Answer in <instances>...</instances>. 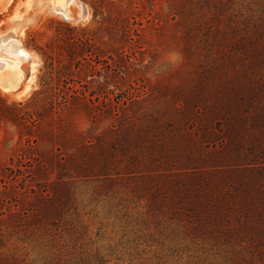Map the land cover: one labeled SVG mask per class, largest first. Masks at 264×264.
Wrapping results in <instances>:
<instances>
[{"label":"rangeland","instance_id":"374dc122","mask_svg":"<svg viewBox=\"0 0 264 264\" xmlns=\"http://www.w3.org/2000/svg\"><path fill=\"white\" fill-rule=\"evenodd\" d=\"M71 1L62 12L0 0V67L20 59L15 84H0L1 252L16 264H264V224L242 184L264 187V0ZM41 86L36 124L14 117L6 105ZM56 181L71 183L68 224L11 227L9 210H36Z\"/></svg>","mask_w":264,"mask_h":264},{"label":"trees","instance_id":"16d2710c","mask_svg":"<svg viewBox=\"0 0 264 264\" xmlns=\"http://www.w3.org/2000/svg\"><path fill=\"white\" fill-rule=\"evenodd\" d=\"M107 4L110 5V7L112 6H116L119 11L123 8L122 4H118L117 1L115 0H105ZM117 17V16H116ZM112 28H115L118 30V25L116 22H111ZM67 27L69 28V26L67 25ZM73 30H76L74 35H72V39H77L79 40L80 37L79 36V31L81 30L83 33V37H84V41L88 44L91 43L92 40H94V37L92 36V33L87 32L86 29H75L72 28ZM131 27H125L124 29H122L123 33L121 35H126V33L130 32ZM134 31L137 32V29L134 28ZM137 34V33H136ZM83 41V40H82ZM38 49H42V55L45 56V52H43V47L37 46ZM124 50H121V52H123ZM86 52V50H85ZM206 80H208L207 84L210 85H215L216 88H228V84L230 81H226V80H222V77H219L217 81H214L213 77L211 75H208L206 77ZM222 83L225 82V84H227L226 86H220L218 85V83ZM237 84V83H236ZM236 84L234 83V85L229 84L230 86H236ZM67 90L71 91L70 96L71 97H77V96H82L86 97L87 95L85 94V91L79 90V89H75L71 86H66ZM46 88H43L42 86L40 87V89H38L36 92L33 93V95L31 96L30 100H28L25 104H23L22 102H19L18 104H13V105H6L7 108H9L10 110L12 109L13 111V116L16 117L17 119H24V120H29L31 121L32 125H35L37 120L40 118L41 113L32 108L34 106H36V104H38L40 102V99H38L39 95L42 94L43 90H45ZM69 94V92L67 93ZM93 95V94H91ZM235 98H239V94L236 92H233V94H229ZM42 99V95L40 97ZM222 99V98H220ZM62 100L61 101V105H59V109H63V108H67L70 107L68 104V98L67 96H62ZM223 101V100H222ZM228 102L224 101V105L226 106V108H229L230 105H232L231 107L236 110L237 108V102L230 104L231 101L227 100ZM48 103L46 104L47 106L51 107V110H55L57 108V106H55V102L52 101H47ZM42 106V105H41ZM11 114V115H12ZM190 142V145L192 147V150L190 151V155H188V152H185L184 154L187 156V158L189 159L190 162L195 163L196 161V157L197 155H199V148L197 147V143L194 139H189L188 140ZM72 159V157H71ZM69 161V160H68ZM108 161V158H105V163ZM49 162L51 164L55 163L57 164L58 167L63 168L66 165V161H61V160H56L54 159V156L49 157ZM71 162V160H70ZM85 163V161H83ZM106 165V164H105ZM79 168L82 167V163H78L77 165ZM259 171L257 172L262 179L264 178V167L259 168ZM245 172V171H244ZM59 175H61V173H59ZM177 185H179L181 182H184L186 185L192 187L193 182H194V178L188 176L186 173H180L178 176H176L173 180ZM245 181V182H244ZM242 182L243 185H245V188L247 187L245 193H248V191L253 192V196L251 197V200L254 201L256 203V212L257 215H259L261 222L264 224V187L261 184H255L252 183L250 180H244ZM70 182L69 181H56L53 183L52 187H53V196L50 198H44L42 200H39L38 204V208H36V210H32V212L30 213L29 209H23L22 212L19 211H11V209L9 210V218H12L10 225L11 227L17 229L22 227V229H27L32 227L33 225L39 223L42 224V227L45 229V231H49L51 229H60L61 226H65L68 224V220L66 217V213H68V210H70L73 206V195H72V191L70 188ZM41 201V202H40ZM196 204V203H195ZM191 207L193 204H190ZM32 209V208H31ZM0 215H4V212H0ZM3 220V219H2ZM29 221V222H28ZM25 225H27L25 227ZM36 227V226H34ZM64 228H62V230H64ZM3 239L0 237V264H16L15 260L13 258H10L8 256H6L5 254H3V252H1V249L4 245L3 243ZM97 264H102V259H98V263Z\"/></svg>","mask_w":264,"mask_h":264},{"label":"bare ground","instance_id":"6f19581e","mask_svg":"<svg viewBox=\"0 0 264 264\" xmlns=\"http://www.w3.org/2000/svg\"><path fill=\"white\" fill-rule=\"evenodd\" d=\"M43 4H47L49 8L57 11L67 12L69 11V6L71 4V0H51V4L48 3V0H43ZM42 4V0H40ZM8 40V39H7ZM16 41V40H14ZM12 41L7 48L13 53V49L16 46V42ZM7 42V41H5ZM1 47V44H0ZM1 52V51H0ZM17 56L28 57L29 53L22 47H17L15 52ZM0 57L2 54L0 53ZM5 58V56H3ZM2 57V58H3ZM7 57V56H6ZM20 64V59L17 57H9L8 60H4V63L0 67V84L7 83L8 86H12L15 84V79H17L16 67ZM3 71L7 72V75L3 74Z\"/></svg>","mask_w":264,"mask_h":264}]
</instances>
